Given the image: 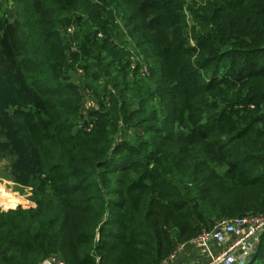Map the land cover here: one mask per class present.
Returning a JSON list of instances; mask_svg holds the SVG:
<instances>
[{"label": "trees", "instance_id": "1", "mask_svg": "<svg viewBox=\"0 0 264 264\" xmlns=\"http://www.w3.org/2000/svg\"><path fill=\"white\" fill-rule=\"evenodd\" d=\"M10 7L0 2V158L31 205H0V264H161L220 218L264 214V0ZM74 19L82 42L69 54L61 30ZM128 44L158 60L166 87L153 90L142 61L131 74ZM68 55L106 68L117 92L79 129ZM247 264H264V233Z\"/></svg>", "mask_w": 264, "mask_h": 264}, {"label": "rangeland", "instance_id": "2", "mask_svg": "<svg viewBox=\"0 0 264 264\" xmlns=\"http://www.w3.org/2000/svg\"><path fill=\"white\" fill-rule=\"evenodd\" d=\"M1 3L4 4V7L9 9L10 6L14 5L15 0H0ZM7 6V7H6ZM187 13V19L189 20L191 25L193 26L194 17L190 12ZM74 14L70 16L72 18ZM71 20V19H70ZM119 23H121V26L124 25V22L119 19ZM70 23H75L77 25V29L79 33L82 34L77 21L74 19ZM69 24V23H68ZM68 26V25H67ZM62 28V27H61ZM64 26L61 30V35L64 37V43H67L69 46L68 53H74L70 51L71 47V37L66 36L64 34ZM117 33L118 30H117ZM127 34V32H124ZM102 36V35H100ZM127 43H130L132 39L124 38ZM81 42L82 38L80 40L79 44V51L81 49ZM123 47V45H121ZM124 48V47H123ZM129 52L133 51L132 54V65H131V74L136 69L138 62L142 61V73L140 69V73L142 76H150V68L152 69V72L154 75L151 80H149L150 86L153 88V90H157L159 85H163L166 87V84L163 82L161 67L159 66V62L157 59H149L146 58V56L140 52V50H135V48L132 45L127 46L126 48ZM78 51V52H79ZM142 53V55L140 54ZM134 57V58H133ZM67 60L70 61L69 64H71V67L67 68L62 73V78L64 80L73 82L77 84L79 87V91H81V107H80V114L81 117H79V120L77 121L76 125L74 126L75 129H79L87 124V122H92L96 118V113L99 111H105L106 108H112L115 102V94L117 93L115 88L113 87L111 77L108 76V72L106 68L100 66V65H92L91 66V72L88 73L85 68L82 67L83 61H81V58H78V60H71L70 55L67 56ZM106 67V66H105ZM135 67V68H134ZM141 67V68H142ZM92 71L93 72H99L100 78L98 80H93L92 77ZM149 72V73H148ZM148 73V74H146ZM144 74V75H143ZM152 102H157L155 99L152 100ZM86 105L93 106L91 108H87ZM93 128V124L91 126L87 127V130H90ZM131 131H122L120 135V139L124 138H131ZM13 204V205H23L25 207L31 205L29 202V191L28 189H25L15 182L13 179V175L11 173V167H10V160L7 158H0V205L4 203Z\"/></svg>", "mask_w": 264, "mask_h": 264}, {"label": "built area", "instance_id": "3", "mask_svg": "<svg viewBox=\"0 0 264 264\" xmlns=\"http://www.w3.org/2000/svg\"><path fill=\"white\" fill-rule=\"evenodd\" d=\"M124 32L127 31L124 30ZM64 34L67 37H71L70 51L78 52L82 34L79 33L77 25L75 23L68 24L64 28ZM100 35L102 34L99 33ZM142 69L143 67L141 68V73ZM86 107L91 108L93 106L86 105ZM263 233L264 214H247L240 217L220 218L212 228L204 229L199 236L189 242L203 247L210 254V261L205 264H247L260 247ZM211 242H217L221 246V251L214 252L211 247ZM187 243H180L170 256L176 255ZM41 264L67 263L59 256L51 255L45 258Z\"/></svg>", "mask_w": 264, "mask_h": 264}, {"label": "crops", "instance_id": "4", "mask_svg": "<svg viewBox=\"0 0 264 264\" xmlns=\"http://www.w3.org/2000/svg\"><path fill=\"white\" fill-rule=\"evenodd\" d=\"M211 247L214 252L221 251V246L217 242H211ZM209 261L210 254L203 247L188 242L176 255L170 256L161 264H205Z\"/></svg>", "mask_w": 264, "mask_h": 264}]
</instances>
